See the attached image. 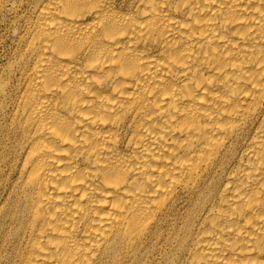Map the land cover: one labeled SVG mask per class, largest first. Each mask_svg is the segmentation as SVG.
Returning <instances> with one entry per match:
<instances>
[{
	"label": "bare ground",
	"instance_id": "6f19581e",
	"mask_svg": "<svg viewBox=\"0 0 264 264\" xmlns=\"http://www.w3.org/2000/svg\"><path fill=\"white\" fill-rule=\"evenodd\" d=\"M30 9L0 74V264H264V0Z\"/></svg>",
	"mask_w": 264,
	"mask_h": 264
},
{
	"label": "rangeland",
	"instance_id": "374dc122",
	"mask_svg": "<svg viewBox=\"0 0 264 264\" xmlns=\"http://www.w3.org/2000/svg\"><path fill=\"white\" fill-rule=\"evenodd\" d=\"M32 1L0 0V74L8 61L16 55L19 32L23 28L25 17L31 16ZM15 8H18V12H15ZM184 203L185 201H181L179 205L182 207Z\"/></svg>",
	"mask_w": 264,
	"mask_h": 264
}]
</instances>
